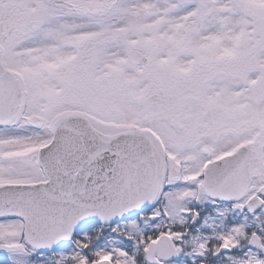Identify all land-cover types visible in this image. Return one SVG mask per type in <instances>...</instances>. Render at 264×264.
Segmentation results:
<instances>
[{
	"label": "snow or ice",
	"instance_id": "6c2138e0",
	"mask_svg": "<svg viewBox=\"0 0 264 264\" xmlns=\"http://www.w3.org/2000/svg\"><path fill=\"white\" fill-rule=\"evenodd\" d=\"M0 264H264V0H0Z\"/></svg>",
	"mask_w": 264,
	"mask_h": 264
}]
</instances>
